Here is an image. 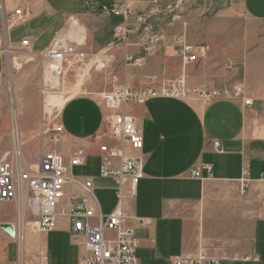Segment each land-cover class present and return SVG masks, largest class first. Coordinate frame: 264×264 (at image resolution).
Wrapping results in <instances>:
<instances>
[{
    "label": "crops",
    "instance_id": "0c3cea01",
    "mask_svg": "<svg viewBox=\"0 0 264 264\" xmlns=\"http://www.w3.org/2000/svg\"><path fill=\"white\" fill-rule=\"evenodd\" d=\"M154 1L170 6L179 0H130L134 15L127 22L136 35L117 45L114 31L125 21L107 10L118 0H94L88 3L89 12L81 0H0V32L8 53L26 48L37 55L49 50L72 16L85 30L83 41H62L77 45L88 62L101 56L105 73L134 92H159L180 76L188 91L238 90L237 96L208 103L158 95L131 104L127 111L143 138L140 151L107 136L110 113L100 98L76 95L66 101L56 118L60 142L54 148L48 142L42 149L40 144L29 145L22 157L35 163L53 152L66 163L78 156L81 165L69 168L68 178L74 181L64 187L53 229L24 234L20 247L4 228L16 230L19 215L31 213L26 184H21L17 202H0V264H80L87 254L85 242L70 234L63 212L72 199L87 200L101 216L118 205L116 183L99 176L101 144L119 146L124 156L143 162V179L134 189L126 185L120 202L122 229L135 230L139 239L136 264H171L177 256L193 260L201 248L214 257L225 254L227 260L220 264H264V0H200L197 5V0H183L179 23L171 24L166 15L154 16L138 30L135 15L152 12ZM19 8L21 18L14 15ZM175 38L209 51L182 66ZM144 49L148 52L143 54ZM128 55H144L142 63L126 64ZM2 58L0 52V66ZM8 63L12 66L10 56ZM5 76L0 67V160L9 151L13 133ZM247 100L249 106L244 104ZM19 102L37 99L24 97ZM21 106L17 122L21 137L29 139L38 119ZM214 143H219L218 149ZM31 149L38 153L30 155ZM193 170L199 171V178H192ZM83 179L92 182V192L83 188Z\"/></svg>",
    "mask_w": 264,
    "mask_h": 264
},
{
    "label": "built area",
    "instance_id": "2783aa9c",
    "mask_svg": "<svg viewBox=\"0 0 264 264\" xmlns=\"http://www.w3.org/2000/svg\"><path fill=\"white\" fill-rule=\"evenodd\" d=\"M154 8L149 13H138L135 21L139 27L145 28L150 19L154 16H169L170 23L175 24L181 21V15L177 13L182 0L173 5L166 6L154 1ZM113 16H122L124 24L118 26L115 31V41H125L135 36L133 28L128 24L127 19L134 15L133 6L130 0H118L109 10ZM14 15L22 17V10L16 9ZM26 44L27 42H23ZM173 45L177 48L176 56L181 61L182 66L194 63L197 58L209 51L207 46H189L181 38H175ZM148 50L144 49L143 54ZM144 56V55H142ZM126 56L125 62L129 65L139 66L143 57ZM67 59L70 61L84 60V54L77 52L73 46L59 41L55 48L46 56L47 68L51 74L63 75V68ZM161 95L163 97L175 99L196 98L202 102H211L216 99H228L238 95V90L233 91H188L184 78L179 77L169 82L158 92L155 89H144L137 92L132 91L122 84H117L112 89L101 96V102L109 111L107 118V136L118 140L123 146H127L135 151H140L143 147V138L136 125L134 117L127 111L133 103L143 104L147 100ZM246 106L250 101L244 102ZM47 133V132H46ZM50 141L57 144L61 140L59 128L49 131ZM219 143H214L216 149ZM103 157L99 166V176L103 179H111L117 185L116 197L118 205L106 216L97 215L93 208L85 199H72L68 209L63 212L67 214L70 227L69 231L73 237H81L86 246L87 254L82 258L80 264H136V251L139 247L138 236L133 229H122L124 213L120 207L122 201L123 188L128 185L134 189L143 179V162L138 158H128L124 156L123 149L119 146L109 147L101 144L99 147ZM81 165V159L75 156L67 163L62 156L48 152L41 156L35 163H23L18 171L14 170L12 162L6 157L0 160V202H8L16 195L19 181H23L27 186L26 204L31 210L35 221L26 227L39 234L50 232L55 224L59 204L63 198L64 187L67 181H74L68 178L69 168ZM208 172L211 171L207 167ZM192 178H199L197 170L191 172ZM83 188L92 192L93 185L88 179L82 180ZM247 188V182H244ZM141 225H145L144 220H140ZM110 233H115L114 237H109ZM234 260L240 258L235 256ZM227 260V256L222 254L214 257L208 249L201 248L197 257L187 260L177 256L171 259V264H220ZM248 260V258H244Z\"/></svg>",
    "mask_w": 264,
    "mask_h": 264
},
{
    "label": "rangeland",
    "instance_id": "374dc122",
    "mask_svg": "<svg viewBox=\"0 0 264 264\" xmlns=\"http://www.w3.org/2000/svg\"><path fill=\"white\" fill-rule=\"evenodd\" d=\"M92 1L94 0H81L80 5L85 9L86 12H89L88 3H91ZM50 2L56 3L57 0H50ZM199 3L200 0H197L195 5ZM94 13L98 14L99 10L95 11ZM76 21V18L68 16L64 23L62 34H59L58 37H56L51 48L42 54L39 53L37 55L31 54V52L26 48L20 49L16 54L8 53L9 50L7 45L5 44L4 48V41L1 38L3 34L0 32V52L3 55L0 67L3 69L6 75V98L8 101L6 103L11 116L13 130L9 151L4 155L3 158L6 157L7 160L12 162L15 171H18L19 167L23 163H34L29 162L27 159L25 160L22 157V152L25 148H28L29 145L36 146L35 144H40L42 149V146L48 142L49 148L55 147L54 143L50 141L49 131L57 128L56 118L59 111L61 110V107H63L66 101L76 95H88L101 98V96L109 92L114 85H124L121 82H117L110 74L105 73V63L101 56L100 58L94 57L90 59L89 62L85 56L84 60L82 61H70V59H67L63 68V75L60 78L56 76L58 81H46L45 74L47 72L51 74L47 68L46 56L49 51L55 48V45L59 41L70 37L72 24ZM120 43H122V41L116 42L117 45ZM67 45L73 46L77 52H80V49L77 47V45L70 42H68ZM9 56L12 57V66L10 65L11 63H8ZM121 63L126 66L124 61H121ZM88 68L89 70L87 71L86 69ZM84 70H86V72L83 74ZM24 97L29 98L31 101L35 98L37 99V102H19L20 99ZM22 104H25V111L31 112L32 118L34 116L33 113H35V116L38 119L36 133L29 139L21 137V130L19 129V124L17 122V110L21 116L23 110V107L21 106ZM36 153H38V150L31 149L30 155H35ZM21 184L24 185L26 183L22 181ZM18 188L19 189L16 191V195L12 199L14 202H17L19 191H23L21 187ZM23 194H25V192ZM26 198L27 195L25 194V199ZM17 206L18 205H16V208ZM22 221L25 223H30V226H32V223L35 221V217L32 215V213H30L28 215L20 214L19 218H17V235L14 238V242L18 247L21 245L24 234L36 233L32 229L29 230L26 226L21 227L20 222Z\"/></svg>",
    "mask_w": 264,
    "mask_h": 264
},
{
    "label": "bare ground",
    "instance_id": "6f19581e",
    "mask_svg": "<svg viewBox=\"0 0 264 264\" xmlns=\"http://www.w3.org/2000/svg\"><path fill=\"white\" fill-rule=\"evenodd\" d=\"M84 32H85V30H84V28L81 26V25H79V23L78 22H74L73 24H72V27H71V30H70V38H72L73 40H75V41H81L82 39H83V37H84ZM83 41V40H82ZM46 72V71H45ZM45 79H46V81H52V82H57L58 81V79H57V77H56V75L54 76V75H51L50 73H46L45 74ZM47 85V84H46ZM62 108V107H61ZM59 109H60V107H59ZM19 184L21 185V182H19ZM21 190V189H20ZM21 191H19V196H21ZM20 224H21V227H24V226H26L28 223H25V222H20ZM5 231L7 232V234L9 235V236H11V237H13V238H15L16 237V230L14 229V227H12V226H5Z\"/></svg>",
    "mask_w": 264,
    "mask_h": 264
},
{
    "label": "water",
    "instance_id": "95a60500",
    "mask_svg": "<svg viewBox=\"0 0 264 264\" xmlns=\"http://www.w3.org/2000/svg\"><path fill=\"white\" fill-rule=\"evenodd\" d=\"M5 229V228H4Z\"/></svg>",
    "mask_w": 264,
    "mask_h": 264
}]
</instances>
